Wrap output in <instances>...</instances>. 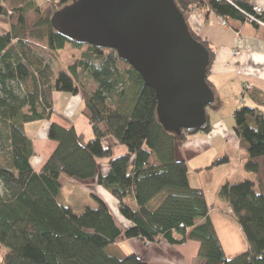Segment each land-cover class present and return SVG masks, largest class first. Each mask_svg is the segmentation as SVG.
<instances>
[{"label":"trees","instance_id":"16d2710c","mask_svg":"<svg viewBox=\"0 0 264 264\" xmlns=\"http://www.w3.org/2000/svg\"><path fill=\"white\" fill-rule=\"evenodd\" d=\"M72 2L49 0L37 5L35 0H0V16L10 21L8 30L0 33V249H8L0 264H151L135 252L109 253L108 247L121 238L170 245L195 240L200 264H264V109L241 107L234 114L246 155L242 169L251 177L226 181L218 190L248 243L246 251L230 258L204 190L190 184L188 164L178 156L189 136L211 131L208 109L218 103L207 107L202 128L182 129L180 134L166 130L155 90L116 49L80 44L56 31L52 16ZM175 3L187 22L197 8L221 16L236 29L246 21V13L254 11L250 0ZM32 14L37 18L30 24ZM189 29L209 53V76L215 49ZM67 44L81 52L71 56L67 70L61 71L36 49L43 46L55 55ZM208 84L214 91L209 79ZM55 92L82 97L92 137L74 124L65 127L52 120ZM253 94L263 106V95ZM42 120L50 122L48 138L57 146L37 171L25 125ZM119 143L126 152L114 156L113 145ZM103 160L107 174L101 171ZM225 161L219 158L210 167ZM64 178L96 180L132 224H122L108 203L95 195L96 207L86 202L83 210L76 211L67 203Z\"/></svg>","mask_w":264,"mask_h":264},{"label":"crops","instance_id":"0c3cea01","mask_svg":"<svg viewBox=\"0 0 264 264\" xmlns=\"http://www.w3.org/2000/svg\"><path fill=\"white\" fill-rule=\"evenodd\" d=\"M35 1L37 5H40V2ZM46 1L49 2V0H43L42 2ZM250 3L252 7L262 8L261 18L264 20V0H250ZM235 23L238 24V22ZM5 24L0 20V30L2 27L4 28ZM188 24L200 38L207 40L215 49V59L210 67L208 79L213 84L215 91L214 103L216 105L218 103V106L217 108L208 109L212 124L211 131L189 136L188 140L179 147L178 156L188 164L190 184L193 187L202 188L206 194L210 205V216L226 255L235 256L246 251L248 243L241 226L230 210L228 202L218 197V190L226 181L236 183L244 178L251 177L242 169L246 155L240 148V138L235 130L234 114L241 107H260L264 109V105H259L256 96L253 94L254 91H257L264 97V26L244 21L239 22L240 26L236 29L230 24L224 25L221 16L213 12L206 14L197 8L192 9ZM6 29L8 30V28ZM6 29L4 32L0 31V33H5ZM236 52L238 53L236 54ZM54 100L55 112L52 115V120L65 127L74 124L77 130L81 132L78 121H76L78 117L74 119V116L75 111L78 110L82 102V97L79 94L69 95L67 92H55ZM58 103L63 105L61 107L65 112L64 114H62L63 112L57 113ZM81 115L84 116L83 113ZM49 125L50 122L47 120L34 121L25 125L26 132L32 138L34 146L31 163L37 171L42 168L57 146V142L48 138ZM222 142L225 143L223 148H221ZM219 158H225L226 161L210 167ZM101 165L102 173L107 174L109 171L107 161L105 163L103 160ZM67 183L79 185L80 182L67 181L64 178L63 191ZM97 186L100 185L97 184ZM70 188L73 189L71 186ZM104 191L105 193L101 194V198L108 203V198L105 196L108 194L113 199L112 202L118 203L109 191L105 189ZM86 204L81 208L84 209ZM214 209L221 212L222 215L220 213L214 214ZM226 215H229V217ZM229 219H232V222ZM131 224L128 221L126 226ZM236 224L237 226H235ZM121 240L128 241L132 247L131 252L141 255V257L148 255L153 259L155 250L168 253V249L173 247L181 258V262L178 263L179 261L175 262L173 258L170 259L171 256L166 255V260L155 258V260H152L153 262H150L151 264H195L197 260L199 243L195 240H188L181 245H170L161 240L153 243L137 238ZM132 241L137 242V245L133 246ZM228 246L231 247L230 250L227 249ZM140 250L144 253L140 254ZM169 253L173 254L172 251ZM155 261L157 262L155 263Z\"/></svg>","mask_w":264,"mask_h":264},{"label":"water","instance_id":"95a60500","mask_svg":"<svg viewBox=\"0 0 264 264\" xmlns=\"http://www.w3.org/2000/svg\"><path fill=\"white\" fill-rule=\"evenodd\" d=\"M56 31L80 44L114 48L151 86L166 130L202 128L215 101L209 53L175 0H74L52 16Z\"/></svg>","mask_w":264,"mask_h":264},{"label":"rangeland","instance_id":"374dc122","mask_svg":"<svg viewBox=\"0 0 264 264\" xmlns=\"http://www.w3.org/2000/svg\"><path fill=\"white\" fill-rule=\"evenodd\" d=\"M38 2H40V5H45L48 1L46 2H42L43 0H37ZM7 18V17H6ZM2 16H0V20L2 22H5L6 24L4 25V28H9L10 26V21L8 19H6ZM37 16L35 14H32L29 18V23L33 24L36 20ZM9 25V26H8ZM3 27L1 28L0 31L4 32L5 29ZM37 52L44 57V59L46 61H50L52 63V65L55 67V69L57 71H61V70H67V66L71 61V56H78L81 52V50H77V49H73L69 46V44H67V47L59 52H56L55 55L51 52H49L47 49H45L43 46L39 47L37 46ZM69 95H72V93H68ZM71 98V96H70ZM63 105H61L60 103H58V107L56 108L57 113L58 112H63ZM84 110V104L81 102V104L78 107V110L75 111V116L74 119H76L78 121V126L81 130V132H83L87 138L92 137V131L89 125V122L87 120L86 117H84L83 115H81L83 113ZM65 112H63L62 114H64ZM225 145L224 142H222V147ZM114 148V156L120 155L124 152H126V147L125 145L122 144H114L113 145ZM120 150L119 152L117 150ZM122 150H124L122 152ZM104 162L106 163V160H104ZM70 186L73 188L71 189ZM0 190L2 191V186H0ZM70 191V193H69ZM64 192L67 193V197H68V205L73 206V208L76 211L83 210V208H81L82 206H84L86 204V202L88 204H90L91 207H96L97 206V202L95 201V199L93 198V195L98 196L101 198V194L105 193L104 189L102 187H98L95 180H90L87 181V183H82L81 182L78 184L76 183H67L64 187ZM92 195V196H91ZM106 198H108V205L110 206L112 212L114 213L115 217L124 225H128V221L126 219H124V217L122 216V214L120 213L119 210V203L113 201L112 202V198L107 194L105 195ZM103 199V198H101ZM115 199V198H114ZM105 201V199H103ZM116 200V199H115ZM117 201V200H116ZM217 209V208H216ZM216 209H214V214L216 213H220L222 215L221 212L217 211ZM227 217H229V215H226ZM232 222V219H229ZM237 226V224L235 225ZM219 230L221 231V228L219 227ZM244 233V232H243ZM245 235V233H244ZM122 239V238H121ZM119 239V241H117L114 245H111L108 247L107 251L109 253L112 254H116V255H127L129 253H131V244L127 241L125 242L124 240ZM133 246L137 245V242L132 241ZM229 245V244H228ZM168 246V245H166ZM186 248V247H184ZM231 247L228 246V250H230ZM243 249V248H242ZM173 252V254L171 255L169 252ZM8 252V249L6 248H1L0 249V260L2 259L3 255L5 253ZM140 254L144 253L142 252V250L139 251ZM230 254V253H228ZM166 255L171 256L170 259H174L175 262L179 261L178 263L181 262V258L180 256H178V254L175 252V250L171 248L168 249V253H163L162 251H154V255H153V259L155 260V258L158 259H163L166 260L167 258H165ZM181 255V254H180ZM141 256V255H140ZM145 256V255H144ZM185 257V256H184ZM187 257V255H186ZM228 257H233V256H228ZM144 259H147L149 262H153L151 257L145 256L143 257ZM157 261H155L156 263ZM194 264V263H193ZM195 264H200V262L198 263V260L195 261Z\"/></svg>","mask_w":264,"mask_h":264},{"label":"built area","instance_id":"2783aa9c","mask_svg":"<svg viewBox=\"0 0 264 264\" xmlns=\"http://www.w3.org/2000/svg\"><path fill=\"white\" fill-rule=\"evenodd\" d=\"M253 13H246V21L253 23V24H257V25H263L264 26V21L261 18V14H262V8L261 7H253ZM222 23L224 25H229L228 21L224 18H222ZM238 52H236L237 54Z\"/></svg>","mask_w":264,"mask_h":264}]
</instances>
